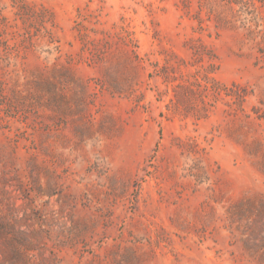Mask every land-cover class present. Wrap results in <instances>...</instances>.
Wrapping results in <instances>:
<instances>
[{
	"label": "rangeland",
	"instance_id": "obj_1",
	"mask_svg": "<svg viewBox=\"0 0 264 264\" xmlns=\"http://www.w3.org/2000/svg\"><path fill=\"white\" fill-rule=\"evenodd\" d=\"M0 264H264V0H0Z\"/></svg>",
	"mask_w": 264,
	"mask_h": 264
}]
</instances>
